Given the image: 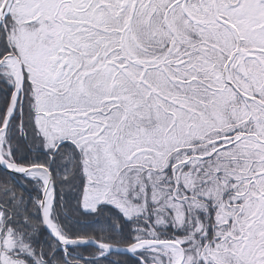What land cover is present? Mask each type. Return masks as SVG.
Listing matches in <instances>:
<instances>
[{"label":"snow or ice","instance_id":"obj_1","mask_svg":"<svg viewBox=\"0 0 264 264\" xmlns=\"http://www.w3.org/2000/svg\"><path fill=\"white\" fill-rule=\"evenodd\" d=\"M0 264H264V0H0Z\"/></svg>","mask_w":264,"mask_h":264}]
</instances>
